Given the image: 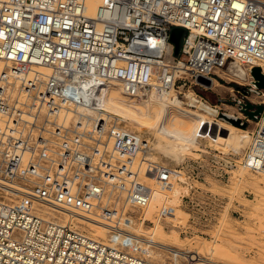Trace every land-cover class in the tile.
Returning a JSON list of instances; mask_svg holds the SVG:
<instances>
[{"label":"built area","instance_id":"2783aa9c","mask_svg":"<svg viewBox=\"0 0 264 264\" xmlns=\"http://www.w3.org/2000/svg\"><path fill=\"white\" fill-rule=\"evenodd\" d=\"M86 6L0 0V264H158L120 234L119 214L146 208L152 185L167 187L181 171L107 116L100 90L170 92L186 75L213 81L234 65L264 73L263 1L104 0L93 16ZM174 28L184 30L178 54ZM252 82L263 112L240 163L264 175V89ZM24 200L104 224L108 237Z\"/></svg>","mask_w":264,"mask_h":264},{"label":"rangeland","instance_id":"374dc122","mask_svg":"<svg viewBox=\"0 0 264 264\" xmlns=\"http://www.w3.org/2000/svg\"><path fill=\"white\" fill-rule=\"evenodd\" d=\"M260 1L264 2V0ZM245 70V67L238 65L218 70L219 76L214 78L213 81L216 84L213 86L211 85L213 81L210 85L191 83L190 77L186 75L184 76L186 80L177 83L171 96H178L181 107L191 110L193 113H204V111L198 106H193L195 102L190 100L192 96L196 98L195 100L198 99V102L208 105L219 113L225 112L235 117L240 116L239 118L246 126L244 128L232 126L238 131L249 132L251 136L260 115L256 120L241 110L246 103L258 105V98L251 87L246 84L248 80ZM227 77L239 79V82L229 80ZM189 94L191 95L189 96ZM151 107L137 109L149 113L150 118H147L146 115L140 117L153 124L154 120L157 122L156 113L159 108L154 105ZM177 107L180 106L177 105ZM114 117L118 118L117 120L122 126L151 142L155 160L180 170L182 174L178 180L171 184L180 192L178 199L172 204L168 202L169 206L166 204L164 209L153 219L142 217V210H128L127 215L134 218L142 231L162 228L168 241H173L175 237L178 238L176 247L184 251L187 249L193 251L194 247L201 248L203 249L202 255L218 264H264V183L260 181L263 176L248 171L240 163L251 137L247 135L248 140L242 143L240 148L234 150L230 147L232 145L229 144L226 137L232 133L239 136H245V134L232 130L227 124H219L216 120L231 125L218 116H214L216 120L206 122L204 130L214 138L215 136L217 138L220 133L218 140L222 139V143L201 136L196 144L186 148L187 145L184 142L177 140L165 131L175 129L186 132L192 125L188 122L187 117L178 111L169 110L165 119L162 121L161 118L160 122L151 128L133 118L128 119L122 115ZM174 149L177 153L176 156L173 152ZM242 168L245 171L243 178L239 175L243 171ZM178 174L180 173L178 172ZM257 180L261 183L257 184ZM5 197L8 196L5 195ZM198 206H202V208L199 209ZM52 211L57 216L60 213L57 210ZM144 220L145 222H143ZM146 220H151V222ZM136 244L142 246L138 242ZM143 245L163 254L164 261L150 258L158 264L195 263V261L187 260L181 256L174 258L171 252L162 250L159 245L146 243Z\"/></svg>","mask_w":264,"mask_h":264},{"label":"bare ground","instance_id":"6f19581e","mask_svg":"<svg viewBox=\"0 0 264 264\" xmlns=\"http://www.w3.org/2000/svg\"><path fill=\"white\" fill-rule=\"evenodd\" d=\"M104 3V0H87V6H86V14L89 16H93L96 9ZM261 65H255L254 67H260ZM246 77L248 80L249 84L252 82L251 80V73L249 70H245ZM235 76V75H233ZM232 76V77H233ZM237 77V76H235ZM229 80L239 82V79L227 77ZM239 78V77H238ZM224 80V79H223ZM212 81V80H211ZM235 82V83H236ZM211 84V83H210ZM216 82L213 81L211 84L212 86L215 85ZM226 86V85H225ZM212 91V90H211ZM172 91L170 92H161V93H141V94H136V95H128L124 92L122 86L118 83H113L108 86H105L102 88L97 96V101L99 102V105L102 106L103 112L107 116H115V115H122L123 117L126 118H133L135 120H138L142 122L144 125H146L148 128H151L152 126L156 125V123H159L161 118L162 121L165 119L166 114H168L169 110H174L180 112V114H183L187 117L188 122L192 125H190V128L184 132V131H176L175 129L173 130H165L168 134L176 138L177 140H180L184 142L187 146L186 148H189V145L196 144V141L198 140L199 137L202 136V138L208 137L212 141L220 142L222 143V139L218 140L220 138V133L219 136L211 137L210 133L206 132L204 130V125L208 121L216 120L214 115L210 114V111L208 110L209 107H206L203 105V103L198 102L195 100L193 96L190 98L192 102H195L193 106H198L199 108L203 109L204 113H196V112H191V110H187L183 107H181V101L178 100V96L175 97L171 96ZM191 94H189L190 96ZM217 95V94H216ZM188 103V102H187ZM156 108H159V111L156 113V120H154L153 124H150L148 120H143L142 117L140 116H148L147 118H150L149 113H146L145 109H143L145 112L138 111L137 108H142V107H151L153 106ZM179 105L180 107H177ZM136 108V109H135ZM152 108V107H151ZM147 109V108H146ZM148 110V109H147ZM150 110V109H149ZM193 111V110H192ZM142 114H141V113ZM148 112V111H147ZM89 113L88 115L93 116L95 115V112L88 110ZM164 113V115H163ZM229 114V113H228ZM163 115V116H162ZM155 117V115H154ZM153 117V118H154ZM240 117V116H239ZM219 124L224 123L227 124L232 130L238 131L237 128L233 127L232 124H228L226 122L216 120ZM164 125V124H163ZM216 125V124H215ZM237 127V126H236ZM187 129V128H186ZM238 132H241V134H245V136H239V135H234V133L230 134L228 137H226L227 141L229 144H231L234 150H237L240 148L242 143L246 142L249 137V132L247 131H242L239 130ZM249 137H248V136ZM223 138V137H222ZM182 146V145H181ZM176 156V150L174 149L173 151ZM245 168V167H244ZM243 170V168H242ZM240 169V171H242ZM244 170L240 172L239 175L241 177L245 176L244 175ZM180 176L181 177V172ZM259 174V173H258ZM263 179L261 178L260 181L264 183V175L262 174ZM238 177V176H237ZM240 177V176H239ZM242 177V178H243ZM241 179V178H240ZM239 179V180H240ZM260 181H256L257 184L261 183ZM172 183H170L167 187L166 186H155L152 185L153 189V195L152 199L149 203V205L144 208L142 212V217L145 216L148 219H153L155 215H158L162 209L166 206L168 202L174 203L175 200L178 199V194L180 193L179 190L171 186ZM174 201V202H173ZM24 205H29L33 209H36L38 213L42 215H47L50 217H58V219L65 221L66 223H75L79 229L81 230H86L90 236L96 239H102L106 240L108 237V232L109 228L105 226L104 224H101L96 221H92L83 217H80L79 215H76L74 213H66L64 211H60L58 216L56 215L55 212H53L51 208H49L46 205H41L40 203L36 201H27L24 200ZM170 204V205H171ZM169 206V204H167ZM133 210H137L132 208ZM120 226L123 228V231L120 232L121 235L127 236L130 239H132L134 242H138L142 244H151V245H156L162 249L166 250L172 253L174 258L177 257H184L187 258V260L195 261V263L192 264H218L216 262H213L209 257H205V255H202V250L197 247H194L193 251H184L180 249L179 247H176V240H178L177 237L173 241H168L167 240V235H165L164 231L162 228H156L152 231H142V229L138 226V223L135 222L134 218L131 215L123 214L120 217ZM166 236V237H165ZM169 239V238H168ZM172 239V238H170ZM149 241V242H144V241ZM194 255H190V254ZM210 253V252H209ZM148 254L150 258H153L154 260L158 261H164V256L162 253L159 251L153 250L151 247H148ZM208 254V253H207ZM211 254V253H210ZM183 260V259H182ZM157 263V262H156Z\"/></svg>","mask_w":264,"mask_h":264},{"label":"water","instance_id":"95a60500","mask_svg":"<svg viewBox=\"0 0 264 264\" xmlns=\"http://www.w3.org/2000/svg\"><path fill=\"white\" fill-rule=\"evenodd\" d=\"M184 33V30L182 28H174L171 33V42L174 44V52L175 54L179 53L180 45H181V39L182 35ZM251 76L253 78L252 84L258 88V89H264V73L262 72V69L260 67H254L250 70ZM196 82L199 84H205L210 85L211 80L208 78H205L203 76H198L196 79ZM205 105V104H203ZM206 107H209L208 105H205ZM256 107V110L251 111L250 109ZM208 110L211 114L214 116H218L220 119H223L232 125L239 126L241 128H244L246 124L242 122V120L239 117H235L234 115L222 112L219 113L217 110H214L213 108L209 107ZM242 112L246 114L247 116L258 119V116L262 114L263 112V106L261 104L258 105H252L250 103H246L241 108Z\"/></svg>","mask_w":264,"mask_h":264},{"label":"flooded vegetation","instance_id":"af4514ba","mask_svg":"<svg viewBox=\"0 0 264 264\" xmlns=\"http://www.w3.org/2000/svg\"><path fill=\"white\" fill-rule=\"evenodd\" d=\"M251 111H254V110H256V107H254V108H252V109H250Z\"/></svg>","mask_w":264,"mask_h":264}]
</instances>
